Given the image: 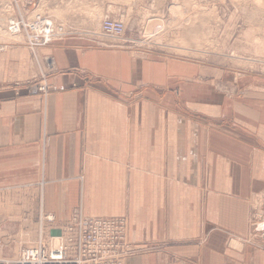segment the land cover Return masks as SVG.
<instances>
[{
  "label": "crops",
  "instance_id": "crops-1",
  "mask_svg": "<svg viewBox=\"0 0 264 264\" xmlns=\"http://www.w3.org/2000/svg\"><path fill=\"white\" fill-rule=\"evenodd\" d=\"M36 51L0 48L1 256L40 213L62 221L80 206L126 216L124 264H264L260 236L227 240L264 228L250 225L254 196L264 202L263 72L78 35ZM45 55L56 71L41 92Z\"/></svg>",
  "mask_w": 264,
  "mask_h": 264
},
{
  "label": "rangeland",
  "instance_id": "rangeland-1",
  "mask_svg": "<svg viewBox=\"0 0 264 264\" xmlns=\"http://www.w3.org/2000/svg\"><path fill=\"white\" fill-rule=\"evenodd\" d=\"M10 19L21 25V36L9 32ZM104 19L121 23L122 37L109 36L102 28ZM0 29V48L17 43L27 45L34 57L41 46L78 35L92 37L100 45L126 49L130 55L146 57L151 53L192 60L212 72L217 67L227 73L232 70L264 73V0H0ZM41 34L48 39L39 45L31 44ZM43 59L46 70L36 78L41 92H44L40 89L42 85L45 91L49 86L42 77L56 71L52 56L45 55ZM254 200L255 196L250 205V225L258 221L257 216L253 217L258 211L255 204L264 207L261 198L255 204ZM260 212H264L261 207ZM48 215L52 220L47 219ZM70 215L67 220L57 221L50 213H40L31 223V230L18 228L5 238L9 251L0 258L16 259L31 244L43 243L50 250L64 242L67 255H74L71 259L77 262L78 233L66 228L80 218L118 220L120 230L113 241L118 252L114 258L107 255L105 264H124L125 257L135 250L129 241L125 215H87L80 206H75ZM258 227L252 225L246 235L230 234L229 245L241 247L249 242L248 234L264 240V228ZM61 236L63 241L59 239ZM103 263L102 260L97 264Z\"/></svg>",
  "mask_w": 264,
  "mask_h": 264
},
{
  "label": "built area",
  "instance_id": "built-area-1",
  "mask_svg": "<svg viewBox=\"0 0 264 264\" xmlns=\"http://www.w3.org/2000/svg\"><path fill=\"white\" fill-rule=\"evenodd\" d=\"M121 23L115 22L113 20L109 19H104L102 28L110 34L109 36H121L122 33H120V30L122 27H120ZM20 24L18 25L17 31L20 30ZM26 26V25H25ZM28 28H32L29 26ZM27 33V32H26ZM119 37L118 39H121ZM36 41L34 45H39L44 40H47L48 37L43 36L42 34L40 36H35L34 37ZM41 42V43H39ZM28 43V42H27ZM40 89H43L45 91V86L40 87ZM259 198H262L259 196ZM258 203V201H255ZM262 202V201H261ZM255 204V203H254ZM257 207L258 209V215L257 219L258 221L264 218V212H260V206L258 204H255L254 208ZM48 220H52V216L48 215ZM118 220L113 219V218H91V219H86V218H80L73 224H70L66 229L70 230L74 233H78V239H79V250L77 251L78 253V259L77 262L72 260L71 258L74 255H67L68 253V248L64 244V242L61 244L63 247V250L61 251L59 248L58 250L53 249L49 250L46 246L42 245L43 243H38V244H31V246H28L26 248L22 249V252L20 253L19 257L16 259H6V258H0V264H80L81 262H87L91 261L94 258V252L90 251L87 246L83 243V240L87 241H103L107 244L108 249L114 253V255L117 254V249L115 248V244H113V241L117 239V234L118 231L120 230L118 227ZM116 230H115V229ZM80 232H79V230ZM86 229V232H85ZM261 230V229H260ZM93 232L91 235H89V232ZM97 231V232H96ZM264 235V234H263ZM59 239H62L63 241V236H61ZM112 245V247H110ZM101 248V245H100ZM76 253V254H77ZM93 254L92 258L90 259H84L82 258L83 256H88ZM112 256V257H113ZM102 259H99L98 262H101ZM97 262V263H98Z\"/></svg>",
  "mask_w": 264,
  "mask_h": 264
},
{
  "label": "bare ground",
  "instance_id": "bare-ground-1",
  "mask_svg": "<svg viewBox=\"0 0 264 264\" xmlns=\"http://www.w3.org/2000/svg\"><path fill=\"white\" fill-rule=\"evenodd\" d=\"M10 23H9V27H8V30H9V32L10 33H13L14 32V34H18L19 36H21V34H19L20 33V31H17V29H18V22H16V21H14V20H12V19H10V21H9ZM49 29V28H48ZM1 30V29H0ZM1 32V31H0ZM52 33V32H51ZM47 35H48V33H47ZM28 36H30V35H28ZM27 36V37H28ZM44 36H46V35H44ZM50 37V36H49ZM23 39V38H22ZM34 40L36 41V39L34 38ZM24 41V40H23ZM34 41V42H35ZM29 42V41H28ZM33 42V43H34ZM22 43V42H21ZM30 43V42H29ZM45 82V81H44ZM42 84H44V83H42ZM43 86V85H42ZM85 232H86V229H85ZM97 232V231H96ZM93 232L91 231V232H89V235H91ZM83 243L87 246V248L90 250V251H93L94 252V258L91 260V261H87L86 263L85 262H81L80 264H97V262H98V260L99 259H102L103 261H104V263L103 264H105V257H107V255H109V258L110 257H112L113 256V254L114 253H112L109 249H108V247H107V244L105 243V242H103V241H87V240H83ZM101 244H103L104 246L103 247H101L100 248V245ZM47 247V246H46ZM53 249H56V250H58V247H54ZM53 249H50V251L51 250H53ZM61 251H62V249H61ZM92 256H93V254H91L90 253V255H88V256H83L82 258H84V259H90V258H92ZM114 257H116V255H114L113 256V258Z\"/></svg>",
  "mask_w": 264,
  "mask_h": 264
}]
</instances>
